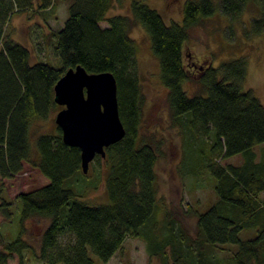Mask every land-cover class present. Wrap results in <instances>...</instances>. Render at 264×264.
<instances>
[{"label": "trees", "instance_id": "trees-1", "mask_svg": "<svg viewBox=\"0 0 264 264\" xmlns=\"http://www.w3.org/2000/svg\"><path fill=\"white\" fill-rule=\"evenodd\" d=\"M63 1H69V16L52 33L61 66L32 62L31 50L14 38L10 21L25 12H37L45 21L51 12L57 19ZM217 1L223 14L238 18L253 0ZM255 1L259 13L253 17L252 31L262 34L264 0ZM113 5L114 0H0V180L16 177L26 165L50 180L15 198H1L0 215L6 220L14 218V204L20 201L22 231L12 241H6L0 231V264H9L13 254L19 256L18 264H25L29 249L45 264H94L95 257L107 263L128 237L142 236L149 254L161 264H223L209 258L205 248L226 244L235 245L228 264H264V147L260 153L255 150L264 144V104L253 89L243 88L246 61L205 67L193 95L183 87L189 80L184 55L189 30L211 16L217 5L213 0H186L182 23L166 22L143 0L131 1L130 14L109 16ZM103 21L107 27L101 26ZM136 23L151 38L173 121L195 135L213 132L205 167L216 179L217 200L204 212L194 211L195 237L181 227L177 232L170 214L164 232L153 221L160 153L156 140L141 134L142 90L131 36ZM77 65L89 73L112 72L117 80L126 135L106 148L105 158L97 155L90 163L98 162V168L107 172L108 204H88L65 185L84 172L80 148L64 143L57 124V133L37 134V123L63 108L55 101V85ZM238 154H243L241 164L218 162ZM35 218L47 220L38 252L22 236L25 223ZM142 227L149 229L142 231ZM242 229H256V236L242 240ZM62 237L67 238L65 243Z\"/></svg>", "mask_w": 264, "mask_h": 264}, {"label": "rangeland", "instance_id": "rangeland-1", "mask_svg": "<svg viewBox=\"0 0 264 264\" xmlns=\"http://www.w3.org/2000/svg\"><path fill=\"white\" fill-rule=\"evenodd\" d=\"M132 0H114L109 16L130 14ZM152 8L157 9L166 22H183V4L186 0H143ZM215 12L204 17L197 25L190 28L189 38L185 44V65L189 80L184 82L188 95L198 91V81L205 67H220L223 63L244 59L246 61V79L243 88L253 89L264 104V32L256 34L252 31L253 17L259 13V5L255 0L248 2L244 12L238 18H232L219 10V1ZM69 1L59 4L58 18L48 12L47 21L37 12L21 13L13 16L10 21L12 34L19 42L26 45L32 52V62H48L61 66L60 58L54 52L57 39L52 33L63 27L69 16ZM107 27L106 21L101 22ZM14 27V28H13ZM131 36L136 43V59L138 74L141 81L143 121L141 134L153 139L159 149L160 156L156 165L158 209L153 221L159 227H166V215L174 218L179 227L190 236L196 234V217L194 211L204 212L217 200L215 190L216 179L205 167L209 156L208 147L213 139V132L208 136L193 134L186 125L173 121L168 91L160 78V64L154 55L151 38L141 24H134ZM56 113L52 118L37 123V134H55L58 132L55 122ZM264 144L255 148L261 152ZM243 154L218 160L222 165L241 164ZM99 163L91 164L88 173L80 174L75 179L66 181L65 185L75 191L81 199L91 205L108 204L111 202L106 187L107 172L98 168ZM50 182L39 170L26 165L25 170L12 179L0 180L1 198H15L21 192H28ZM261 198L264 199V192ZM20 201L14 204L15 215L6 220L0 215V231L6 241L21 236ZM192 209V210H189ZM47 220L30 219L25 223L22 235L28 239L38 252L40 235ZM153 223V222H152ZM149 227H142L148 230ZM162 232L161 235H164ZM176 232V233H177ZM161 233V232H157ZM256 236V229H242L240 238L251 239ZM160 239L162 238L159 236ZM62 243L67 238L62 237ZM235 245L226 244L215 248L206 247L207 256L215 262L228 264V259ZM25 264H45L38 260L33 249L25 252ZM19 256L12 255L9 264H18ZM63 264V263H59ZM94 264H161L158 257L148 252V242L144 236L128 237L114 257L103 263L95 257Z\"/></svg>", "mask_w": 264, "mask_h": 264}, {"label": "water", "instance_id": "water-1", "mask_svg": "<svg viewBox=\"0 0 264 264\" xmlns=\"http://www.w3.org/2000/svg\"><path fill=\"white\" fill-rule=\"evenodd\" d=\"M55 101L63 107L55 116L63 141L80 148L82 169L88 173L94 158H105L106 148L126 135L119 113L116 77L107 71L89 73L77 65L56 83Z\"/></svg>", "mask_w": 264, "mask_h": 264}]
</instances>
